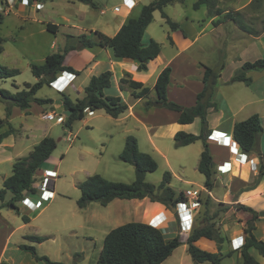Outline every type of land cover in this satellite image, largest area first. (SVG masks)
I'll use <instances>...</instances> for the list:
<instances>
[{
	"label": "rangeland",
	"instance_id": "obj_1",
	"mask_svg": "<svg viewBox=\"0 0 264 264\" xmlns=\"http://www.w3.org/2000/svg\"><path fill=\"white\" fill-rule=\"evenodd\" d=\"M21 2L22 0H0V6L3 8L0 15H3L5 19L4 23L0 24V36L5 39L4 51L0 54V65L10 69L19 68L20 70L18 76L1 81L0 84L13 94L25 89L26 84L34 85L38 82L32 74L31 66L33 64L42 65L46 54L57 51L67 55L72 50L83 49L80 41L85 39L96 41L97 37L90 32L94 27L98 29L96 31L100 30L107 35L113 34L117 26L116 23L120 22L123 12H121L120 7L115 6L123 4L125 8L132 10L137 5L135 0V5L132 8L126 7L123 0H96L97 8H92L73 0H47L44 1V8L37 10L34 4L23 8ZM141 2L148 4L150 0H141ZM195 2L197 0H184L182 4H172L165 9V12L175 22L180 23L190 36H192L193 27L198 28L185 21L186 16H205L203 13L205 9L197 11L193 8ZM247 4L248 0H219L218 6L225 14L228 11H235L238 6ZM20 6H22L21 9L18 8ZM140 6L136 8V11L140 9ZM249 7L250 12L248 13L255 17L257 22H261V24L255 23L254 26L258 28L257 30L260 27L264 29V0H252ZM103 11L106 13L102 14ZM248 13L244 12L243 17L249 19ZM5 14L9 15L6 16ZM223 15L216 18V23H218V19L223 20ZM65 18L70 21H66ZM48 23L56 25V33L46 31L45 27ZM150 27L149 31L155 38L164 43L165 50L169 52L171 49L168 43L169 27L161 17L160 12L154 13V20ZM234 29V22L227 21L225 26L213 32L210 36H206L210 41V45L204 44L206 42L205 38L195 42L186 53L187 64L183 61L176 63L179 73L187 75L194 71L193 63H189L191 58L201 59L210 67H217L225 62L228 67L226 74L229 72L234 73L233 63L236 60L229 52L232 46L231 41L234 40L233 37H239L237 28ZM180 36L183 38L182 34ZM61 40L64 42L63 44L62 42L61 44L60 42L53 43L54 49L50 48L53 41L58 42ZM78 54L79 52L70 53L69 61L75 60L77 64H83L86 58L81 55L78 57ZM262 59H264V56ZM61 75L62 73L58 77ZM69 78L67 75H63V78L55 84V87L64 90L69 83ZM51 87L53 86L44 85L38 91L37 97L45 99L51 96L62 101L63 95H68L72 100L84 96L74 92L70 88L71 86L65 92H60V95ZM155 97L156 95L153 98L155 99ZM4 103L0 102V119L8 118L4 110ZM6 104L9 109L14 108L9 119L17 129L14 137L17 139L18 148L21 147L22 153L20 156L28 154L33 146L39 142L41 138L39 136L43 134H47L57 141V148L43 169H57L59 177L55 180V198L52 200L47 199V203L43 208L32 215H28L31 219L29 224H25L22 220V217L27 214L21 202L17 204L18 211L11 206L0 210V257L5 244L10 243L11 245L6 250V258H10V261H6L4 264H45L35 260L30 253L18 247L20 241L21 243H27V241L21 240L22 237L35 235L49 238L42 244L30 243L37 249L39 255L48 256L52 261L62 262L63 264H95V260L99 257L103 248L106 235L123 224L137 221L134 219L135 212H133V202L131 201H123V208L126 209L124 213L119 211L118 206L107 207L95 202L87 209H80L77 205V200L81 197L79 184L89 176L98 174L113 182L132 183L135 181V168L119 158L124 149L126 137L133 135L130 133H136L139 136L140 151H148V154L158 164V169L155 172L146 175L147 183L159 185L164 174L171 172L170 168L177 176L194 182L188 184L178 180V177L174 178L172 176L173 187L179 193H185L189 189L200 190L199 185L204 182V177L197 170L199 155L197 153L198 146L196 145L199 144H196L195 147L181 148L183 150H179L180 152H177V155L170 157L171 167H169L167 161L153 149L147 140L142 141V138L146 137L141 135L145 133L141 126H139L138 131L131 123L112 118L103 110L96 111L93 116L87 115L85 120L76 121L73 127L69 129L62 124H57L55 121L42 119L43 113L51 110L47 104L41 105L43 111L36 110L37 108L34 105L29 116H25V112L12 103ZM54 114L57 116V113ZM197 128L199 131L198 124ZM217 134H214V137ZM69 135H72V141L68 139ZM262 136H264V125ZM161 144L163 150L169 149L170 146L172 149L176 148L175 142L173 144L168 139H162ZM11 173V163L6 162L0 165V189L3 187V176ZM41 176L42 172L37 171L36 178L40 179ZM10 199L11 194H7L4 204L0 202V206L8 203ZM209 199L210 202L207 208L206 205L199 207L195 214V221L197 219L199 225L202 226L206 217L214 216L217 213L215 224L220 229L221 235L223 234L228 241V234L239 226L241 220L240 216L242 215H239L237 211L238 204H222L223 206H221L212 198ZM145 200L149 201L148 198H145ZM226 207L228 208L225 209ZM146 214L144 219L141 220L142 222H147L146 220L149 219L148 215L151 212L149 213V210L146 209ZM171 221L172 223L167 225L165 229L161 228L164 230L165 237L167 239L174 237H180L181 240L186 239L185 235L181 238L179 234L177 216L172 217ZM262 236L264 235L262 234ZM186 241L184 242L186 243ZM233 241H229L232 247L234 246ZM185 247V244L181 245L175 254L162 264H194ZM239 251L240 249L234 250L232 256L225 258L222 264H242ZM228 253H231V251L225 249L223 254ZM251 253L256 258L260 256L255 250H252Z\"/></svg>",
	"mask_w": 264,
	"mask_h": 264
},
{
	"label": "trees",
	"instance_id": "obj_2",
	"mask_svg": "<svg viewBox=\"0 0 264 264\" xmlns=\"http://www.w3.org/2000/svg\"><path fill=\"white\" fill-rule=\"evenodd\" d=\"M44 3L47 0H29ZM92 8H97L96 0H73ZM176 0H151V2L142 7L138 17L129 18L117 34L110 37L102 32L95 31L97 42L85 39L82 42L83 47L92 48L100 46L111 49L117 59H128L138 63L139 72H147L148 65L154 61L161 53L162 46L157 41L151 39L148 44L143 43L146 30L154 20V13L160 12L161 17L165 20L170 30L177 31L180 29L178 23L174 22L165 12V8L173 4ZM219 0H198L194 4L197 10L201 6L208 8L210 16L220 17L224 14L218 6ZM241 13L230 12L224 14L223 20L218 22L233 21L243 30L256 34V31L248 29L241 23L239 17ZM4 17L0 15V24L3 23ZM46 29L51 33L57 32L54 24L48 23ZM171 41V39H170ZM5 39L0 36V54L4 51ZM66 53L54 52L47 56L42 65L31 66L32 74L38 79L34 85L26 84L25 89L12 94L10 91L3 89L0 84V96L12 98L13 105L23 111L31 108L32 104L45 105L53 104L52 99H42L36 97L39 90L44 85L50 86L56 81L62 72L73 73L76 76L80 74L71 66L65 65ZM225 64L221 63L216 68L204 67L202 92L197 95L196 103L192 107H185L168 99V86L170 84L171 68H165L157 78L155 86L151 89L145 87L141 82L131 79L130 75L120 81V89L129 91L136 99H145L147 109L152 107L163 108L169 111L179 113L178 122L180 124H192L197 119L201 121V132L199 135L186 132H178L174 137L175 147L181 148L198 141L203 143V151L198 164V171L205 177V188L212 191L215 186V171L213 157L210 152L208 136L210 134L208 123V111L210 108L216 109L213 102L214 93L220 83V78ZM264 70V59L255 62L245 63L239 71L235 73L228 84L243 82L249 86L252 83L248 73L252 71ZM20 74L19 69H10L0 65V82L6 79L15 78ZM47 76L51 79L47 80ZM113 73L106 71L98 76H93L88 85L84 88V96L72 100L68 95H63L62 103L69 116L64 124L65 128L71 129L73 124L78 120H84L86 117L85 110L92 111L104 110L112 118H118L128 110V105L124 103L121 97L106 96L104 90L111 87ZM152 92L156 97H151ZM10 111L7 110V117ZM7 119H0V145L2 141L10 136L13 127L9 125V130L2 132ZM263 133V126L260 116L254 114L249 118L235 124L233 128V138L245 153L256 152ZM57 148V141L52 137L43 138L34 149L26 156L14 162L12 174L3 182L0 189V202L4 204L8 193L11 199L5 205L0 206V210L11 206L15 210L17 204L26 196V192L36 193L33 187L36 182L37 171L44 168L47 161ZM120 160L135 168V181L132 183L113 182L105 179L101 175L95 174L87 177L79 184L81 197L77 200L80 209H85L90 203L98 202L102 206H107L115 199L120 200H143L148 198L152 203H161L165 206H176L177 203L186 201L183 194L176 197V193L169 187L172 175L170 172L164 174L163 180L159 185L146 182V175L153 173L158 169L155 159L148 153L140 151L138 140L135 136L129 135L126 138L124 149L119 155ZM46 169V168H45ZM264 176V150L261 153L260 163L258 166V178L254 185L247 190L256 187ZM210 199L206 202L201 200V204L208 207ZM206 203V204H205ZM223 206L222 204H220ZM201 206V207H202ZM226 207L225 209H227ZM238 211L246 215L244 220L245 243L240 249L242 264H261L253 255L255 250L261 257H264V241L258 240L255 235L256 221L264 217V212H258L245 205L239 204ZM207 212V211H206ZM214 216L206 217L203 225L193 230L186 241L188 254L191 256L194 264H222V261L232 256V252L224 255L220 246L225 242L221 235L220 229L216 226ZM24 223H29L30 218L23 216ZM205 238L214 241L218 247V252H211L202 249L197 242ZM25 240L33 244H42L49 238L44 236H26ZM180 237L167 239L163 230L157 229L147 222H130L111 230L105 237L103 248L97 259L96 264H162L172 256L174 251L182 245ZM18 247L37 260L45 264H63L62 262L52 261L48 256L39 255L33 245L26 243L19 244Z\"/></svg>",
	"mask_w": 264,
	"mask_h": 264
},
{
	"label": "crops",
	"instance_id": "obj_3",
	"mask_svg": "<svg viewBox=\"0 0 264 264\" xmlns=\"http://www.w3.org/2000/svg\"><path fill=\"white\" fill-rule=\"evenodd\" d=\"M135 2L137 5L132 10H130L129 8H125L123 4L115 6V7H120L121 12L123 11L122 17H121L120 22L116 23L117 26H116V29L114 30V33L108 36L110 37L115 36L117 32L121 29L123 24H125L129 18L138 17L141 12L142 7L147 5V4H143L141 0H135ZM183 2L184 0H176L173 4L178 5L180 3L182 4ZM251 2L252 0H248L247 5L238 6L236 7L235 11L241 13V16L239 17V19L241 20V23L244 26L249 27L248 29L256 31L257 33L250 34V32L243 30L240 26L234 23L235 29L237 28V31L239 32V37H233L234 40L231 41L232 46L230 47L229 52L231 55H233L234 59L236 60V62L233 63L235 72L234 73L229 72L228 74H226V69L228 67L224 62L225 66L221 74L220 83L218 87L216 88V91L214 93V98H213V102L216 104V109L210 108L208 111V123H209V129H210L209 136L212 135L211 139L208 140V142H209L210 152L213 157L214 171L216 173L215 174L216 181H215L214 189L212 191H208L205 188V177L199 172L204 177V182L199 185L201 189L200 190L189 189L187 191L197 192L198 194H200V197L204 202H206L207 199L212 198L213 200H215L216 202L220 204H231V205L232 204H238V205L242 204V205H245L247 207L254 209L255 211L264 212V176L262 177L260 183L256 187L247 190L248 187H251L252 185H254V183L256 182L258 178V167L254 168L252 166V161L254 159L260 161L261 153L264 150V136H261L259 146L256 152L245 153L247 160L244 162H240L239 160L235 159L234 154L232 152L233 148L230 145V142L228 139V137L233 138V128L235 124L249 118L250 116L254 114H258L260 116L262 126L264 125V70L252 71L248 73V76L251 77L252 79V83L249 86L245 85L243 82L228 84V82L232 79L235 73L239 71L245 63L255 62L257 60L262 59L264 56V29L260 27V29L257 30L258 28L254 26L256 25L255 23L261 24V22H257L255 20V17H253L251 14L248 13L250 12L249 5ZM194 4H193V8H194ZM139 5H141L140 9L136 11V8ZM18 8L21 9L22 6ZM203 9H205L203 12L205 16L203 15L202 17L186 16L185 18V21L190 22L192 25L198 28L196 29L193 27V31L191 33L192 36H190V34H188L186 30L183 29L182 25L178 22L176 23H178L180 26L179 30L172 31L169 28V31H168L169 42L168 43L171 47L169 52L165 50L164 43L161 40H158L157 38H155L154 35L149 31L151 27L150 26L148 27V29L146 30L144 34L143 43L148 44L150 40L153 39L161 44L162 50H161L160 55L154 61L149 63L147 72H139L138 63L132 60H128V59H117L114 56L113 51L111 49L102 48L100 46H94L92 48L83 47V49L81 50H79V48L78 50H72L66 55V59H65L66 66H71L76 71L80 72V74L76 76L75 80L71 82L72 86L70 88L74 92L75 91L81 92L82 90H84V88L88 85L90 79L93 76H98L101 73L106 72V71H111L113 73L112 80H111V87L106 88L104 90V94L106 96L121 97L122 101L128 105V110L116 119L122 120L126 123H131V125H133L135 129L138 131H139V126H141V128L145 132L144 134L142 133L141 135L146 137V138H142L143 139L142 141L147 140L151 144L153 149L157 151L167 161L169 167H171L170 157L172 155H177L178 154L177 152H180L179 150H183L181 148H186L190 146L195 147L196 144H199L196 146H198L197 153L199 155V161H200V156L204 148L203 143L201 141L196 142L195 144H192L186 147L178 148V149L176 148L172 149V147L170 146L169 149L163 150L161 140L168 139V140H171V142H173L174 144L175 135L181 131L199 135L201 132V121L197 119L192 124H180L178 122L179 113L169 111L163 108H157V107H152V108L147 109L145 106V103H146L145 99L134 98L129 91H122L120 89L119 84L123 78H126L127 75H130L131 79L137 82H141L142 84H144L145 87H149L152 89L155 86L157 78L160 75V73L165 68L171 67L172 72L170 76V84L167 90L168 99L170 101H174L181 105H184L185 107L194 106L196 103L197 95L200 92H202L204 88V84H203V76H204V71H205L204 67H210V66L202 62L201 59H197V58L192 59L191 57H188V58H191L189 63L190 64L193 63L194 71L187 75H181L178 71L176 63L178 61H183L185 64H187V54L186 53L195 44V42L201 40L202 38H205L207 44L206 42L204 44L210 45L209 44L210 41L207 39L206 36H210L213 32L218 31V29H220L222 26H225V23L227 22L225 21L221 23L220 22L216 23L217 17L210 16L208 13V8L205 6L199 7L197 11L203 10ZM35 12H38V11H35ZM244 12L249 14L250 16L249 19H247L245 16L243 17L242 14H244ZM105 13L106 12L102 14H105ZM5 15L7 16L9 14H5ZM65 20L66 21L68 20V22L70 21L68 18H65ZM4 21L5 19L3 20V23ZM96 30L98 29L94 27L93 30H91L90 32L94 33ZM46 31L48 30L46 29ZM99 32H102V31L99 30ZM102 33L105 34V32H102ZM180 34H182L183 38L180 36ZM97 41L98 40L96 39L95 42ZM59 42L60 44L61 42L62 44L64 43L62 40L58 42L53 41L50 48L54 49L53 43H59ZM54 52H57V51L49 52L48 54H46L45 60L48 55ZM73 52L74 54L75 52H79L78 57L79 55L84 56L86 58L85 62L83 64H77L75 60L69 61L70 53H73ZM211 68H216V67H211ZM2 88L8 90L5 87H2ZM51 88L57 94L60 95V91H57L56 88L54 89V87H51ZM11 93L13 94V92ZM154 96H155V93L152 92L151 97L153 98ZM45 99H52L54 102L53 104H47L51 110L46 113H43L42 119L44 115H46L47 113H57V117L64 118V124H65L66 119L69 116V112L64 109L62 101L58 99L57 97L53 98L51 96L46 97ZM0 102H3V101L0 100ZM34 105L36 106L35 108H37L36 110L43 111V107L41 105L34 103L31 105L30 109L23 111L25 112V116L31 115V111ZM4 107H5L4 110L6 111V115H7V110H9L10 111L9 117H11L14 108L9 109L6 103H4ZM97 111H100V110H97ZM90 112L89 113L87 112L86 116L87 115L93 116L96 111L90 110ZM9 117H8L9 124H5L4 128L2 129V132L8 131L9 125L13 127V131H12V134L8 136L7 138H5L2 141V144L0 145V165L6 162H9L11 163L13 167V164L16 160L26 157L43 138L51 137V136H48L47 134H43L42 136H39L41 138L39 142H37L35 146H33V149L29 151L28 154L20 156L22 153L21 147L18 148L17 139L16 137H14L16 135L17 129H15ZM64 124L62 125L64 126ZM197 124L199 126V131L197 128ZM195 126L196 128L193 129V127ZM214 133L215 134L218 133V134L214 137ZM130 134H133V136L135 135V137L138 140V145L139 147H141L139 136L136 133H130ZM237 146L240 148L238 144ZM240 150L242 149L240 148ZM142 152L149 153L148 151H142ZM52 170H54L59 177V173L57 169H52ZM170 170L172 172L170 173L174 178L178 177V180L186 182L188 184L194 183L191 180H184L182 177L177 176V174H175L171 168ZM10 175L8 174V175L3 176L2 185H3L4 180ZM173 177L171 178V183L169 184V187L176 193V197L179 194L184 195L185 194L184 192L179 193L173 187V184H172ZM40 194L44 198V203L42 206L43 208L44 205L47 203V199L52 200L55 198L56 191L54 189V192H50V193L42 192ZM123 201L125 200L115 199L110 204H108L107 207L118 206L119 211L124 213L126 209L123 208L124 206ZM127 201L133 202V205H132L133 212H135L134 219L137 220L135 222H138V220L139 222H142L141 220L144 219V216L146 214V209H148L149 213L151 212V214L148 215L149 219L146 221L148 223H153L155 225L161 223L162 218H160L159 215L163 211L162 204L152 203L150 200L148 201L145 199L144 200H127ZM92 203H90L85 209H87ZM95 203H98V202H95ZM24 208L27 214L25 216L32 215L35 212H37V211H30L26 207ZM170 210H171L172 215L175 216L173 210L171 208ZM238 213L239 215L241 214L239 211ZM241 215H242L240 216L241 220L238 224L239 226L234 228L233 231H230V233L228 234L229 240L228 241L226 240L220 246L222 253H225V249H228V251L230 250L231 252L236 250L235 246L232 247V244H230L229 241L238 239L239 237L244 235L243 226H244V220L246 216L243 214ZM30 222H31V219H30ZM29 223H25V224H29ZM199 226L200 225L196 219L194 223V230L197 229ZM262 228H263V231H262ZM254 233L256 237L258 238V240L264 241V236H262V234L264 235V217H261L260 219L256 221V230ZM189 235L190 234H186L185 238L187 239ZM183 236L184 235H181V238H183ZM222 236L224 237L223 234ZM24 237H22L21 240H25ZM186 239L181 240L183 244H185L184 241H186ZM240 242H241V239L239 238L236 241V244ZM27 243L30 244L31 242L27 241ZM19 244H22L21 241L18 243V245ZM197 245L201 247L202 249H205L211 252H218V249H219L218 245L214 241H210L205 238L200 239L197 242ZM9 246H11L10 243L5 244L4 249L1 252L0 264H4L6 263V261H10L9 260L10 258H6V250H8ZM185 246H186L185 249H188L186 244ZM176 251L177 249L174 251L172 256L175 254ZM97 259L95 260V264L97 263ZM256 259L261 264H264V257L259 256V258H256Z\"/></svg>",
	"mask_w": 264,
	"mask_h": 264
},
{
	"label": "built area",
	"instance_id": "obj_4",
	"mask_svg": "<svg viewBox=\"0 0 264 264\" xmlns=\"http://www.w3.org/2000/svg\"><path fill=\"white\" fill-rule=\"evenodd\" d=\"M22 5L23 7H27L30 6L31 4H34L37 10H42L44 8V3L42 2H38V1H33L32 3L29 0H22ZM123 3L126 7H134V0H123ZM119 9V8H116ZM0 11H3V8L0 6ZM68 73V74H67ZM63 75H67L69 78V83L67 84L66 88L64 90H61L60 88L58 89L57 87H55V84L63 78ZM76 78V75L73 73H69V72H62V75L59 76L57 78V80L55 82H53L51 85L53 87L56 88V90L60 91V92H65V90L72 86L71 82ZM76 93H79L80 96L84 95V90H82L81 92L75 91ZM78 94V95H79ZM89 113V109L85 110V113ZM91 114V112H90ZM43 119L48 120V121H56L59 124H63L64 123V118L63 117H57L56 114L54 113H48L46 115H44ZM215 134V133H214ZM212 137L209 136L208 140H210ZM226 137V136H225ZM70 141H72V135H69L68 138ZM230 145L232 146L233 150V154L236 160H239L240 162H244L247 160L246 154L245 152H243L242 150H240V148L237 146V142L235 141L234 138L228 137ZM260 161L258 160H253L252 161V166L254 168H257L259 166ZM42 172V176L40 179L36 178V182L34 183L33 187L37 190L36 193H30V192H26V196L25 198L21 201V204L26 207L27 209H29L30 211H37L39 209L42 208L43 203H44V198L43 196L40 194L42 192H54L55 189V180L57 179L58 175L57 173L52 170V169H42L40 170ZM184 197L186 198V201L183 202H179L177 203L176 206H174L176 208V211L174 212V215L177 216L178 218V222H179V234L180 235H186V234H190L191 231H193L194 228V223H195V214L197 213L199 207L202 206L201 204V197L200 194H198L195 191H187L184 194ZM161 204V203H160ZM163 205V204H162ZM173 205H170V207L168 208L165 207L163 205V211L161 212V214L159 215L161 219V223L160 224H153V223H148L151 226L163 230L166 228L167 225L171 224L172 221V217L174 218V216L171 213L170 208L172 209ZM173 210V209H172ZM168 212V213H167ZM171 221V222H170ZM163 228V229H161ZM169 228V227H167ZM164 231V230H163ZM241 239V242L238 244H235L236 241L238 239ZM238 239H234V246L236 249H241L242 246L245 243V233L243 236L239 237Z\"/></svg>",
	"mask_w": 264,
	"mask_h": 264
},
{
	"label": "water",
	"instance_id": "obj_5",
	"mask_svg": "<svg viewBox=\"0 0 264 264\" xmlns=\"http://www.w3.org/2000/svg\"><path fill=\"white\" fill-rule=\"evenodd\" d=\"M51 77L47 76V80H50ZM52 86V85H50ZM0 100L6 103H13L14 100L12 98H8V97H4V96H0ZM173 211H176V208L174 206H172Z\"/></svg>",
	"mask_w": 264,
	"mask_h": 264
}]
</instances>
